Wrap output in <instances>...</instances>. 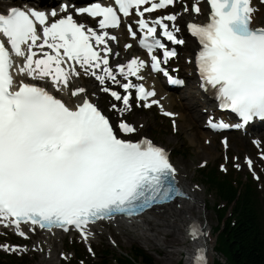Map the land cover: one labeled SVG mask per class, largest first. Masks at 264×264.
Instances as JSON below:
<instances>
[{"label": "snow or ice", "instance_id": "snow-or-ice-1", "mask_svg": "<svg viewBox=\"0 0 264 264\" xmlns=\"http://www.w3.org/2000/svg\"><path fill=\"white\" fill-rule=\"evenodd\" d=\"M176 3L94 0L87 6H74L73 0H63L58 9L50 11L13 6L0 13V34L6 38L0 39V225L14 227L25 239L28 232L22 224L31 232L37 226L64 231L74 228L87 241L91 222L115 213L131 216L169 199L176 191V170L165 150L148 138H125L137 129L124 118L132 108L133 95L143 107L159 104L150 99L156 95L154 88L131 79L143 81L142 69L150 66L169 83H183L163 66L177 51L160 38L185 44L177 35L181 13L150 15ZM207 4V21L186 25L200 45L195 63L201 87L215 89L219 106L230 109L240 121L229 125L209 120V124L214 129L241 128L255 118L264 119V26H253L257 8L252 0H207ZM182 11L199 14V0L185 3ZM85 15L95 24L75 18ZM122 20L133 39L140 33L139 45L146 49L150 61L132 56L126 63L110 64V55L119 53L110 46L118 37L109 29H118ZM158 49L162 55L156 54ZM14 67L22 77L49 80L57 92L69 89L74 77H94L100 91L119 103L109 102L102 108L84 87H75L70 89L72 97L84 95L69 106L38 83L16 81L11 72ZM109 81L123 91L109 87ZM108 111L116 119L110 118ZM223 142L227 147L226 138ZM260 155L264 158V152ZM246 163L254 172L251 158H246ZM221 169L227 170L223 164ZM254 178L259 179L255 172ZM199 232L193 224L191 235L196 237ZM0 248L28 250L25 245L8 243ZM88 251H93L90 246ZM205 261V253L199 250L196 264Z\"/></svg>", "mask_w": 264, "mask_h": 264}, {"label": "bare ground", "instance_id": "bare-ground-1", "mask_svg": "<svg viewBox=\"0 0 264 264\" xmlns=\"http://www.w3.org/2000/svg\"><path fill=\"white\" fill-rule=\"evenodd\" d=\"M2 7V6H0ZM257 15L254 21V24L260 25L261 18L262 16L264 18V13L262 9H259L258 12L255 14ZM186 19V16L183 14H180V20ZM125 39L126 36L125 34L121 33L119 35V41L120 45L123 46V49L125 50ZM120 51V54H127L128 51L121 50L119 47L115 48V51L118 52ZM130 54L131 51H130ZM129 54V55H130ZM186 70L188 66H185ZM79 79L82 81L84 88L86 89V92L88 95H90L89 92V87L86 86L85 82H89L86 80L85 75H81ZM159 83V82H158ZM164 94V93H163ZM82 96L84 94H81ZM158 96H160V92H158ZM187 94L183 93L184 99L188 100L186 104L187 109H192V113L195 115V112L193 111L194 109V103L192 99H189V96L186 97ZM174 99L169 95L166 94L164 97H162L161 104L165 109L168 107L171 109V107L174 104ZM71 102H73L71 100ZM203 106V104H200ZM191 113V112H190ZM178 117H185L184 115H179ZM200 118L199 116L195 115V119L197 120ZM137 125V123H136ZM200 133H205V131H202L201 129L199 130ZM194 142L198 143V138L197 136L193 137ZM242 144L244 143L243 140H239ZM237 143H233V146L237 147ZM212 145L215 146L214 141L211 143ZM200 152H206V149L202 146H200ZM207 154V153H205ZM183 175V174H182ZM184 186L188 188L190 191V199L187 201H180L182 202V207L179 209L177 208L176 204L166 206L163 208H158L153 211L148 212V214L143 217V222L142 223H132L131 225L126 224L124 227L129 231L132 232L136 235H133V237H137L140 239L143 243L147 244V247H153L155 248L156 246L158 249L164 253L165 256L172 258L175 254L180 253L182 249H184V238L191 239L189 243V249L187 250V257H186V262H189V256L193 254L196 249L199 247H207L208 253L211 250V246L208 244L206 232L208 227H205L202 229L201 232L196 237H193L191 233L188 231L191 230V227H187L188 222L190 219H192L194 214L197 212L200 213V211L203 208V201L201 195L196 193L194 189L190 188L189 183L187 182H182ZM151 216V218L149 217ZM197 217V216H196ZM122 224V222H121ZM166 249V250H165Z\"/></svg>", "mask_w": 264, "mask_h": 264}, {"label": "trees", "instance_id": "trees-1", "mask_svg": "<svg viewBox=\"0 0 264 264\" xmlns=\"http://www.w3.org/2000/svg\"><path fill=\"white\" fill-rule=\"evenodd\" d=\"M208 187L231 206L232 219H225L223 226L216 227L218 248L226 264H264V220L256 211L253 190L249 187L237 190L228 179L219 178L211 171L205 174ZM140 256L146 264H154L143 251ZM127 264L130 262L124 260ZM182 264V263H178ZM213 264H221L214 262Z\"/></svg>", "mask_w": 264, "mask_h": 264}, {"label": "rangeland", "instance_id": "rangeland-1", "mask_svg": "<svg viewBox=\"0 0 264 264\" xmlns=\"http://www.w3.org/2000/svg\"><path fill=\"white\" fill-rule=\"evenodd\" d=\"M178 107V106H177ZM145 118L148 119V122L146 124V127L152 128L153 126L157 127V120H152L153 115L151 113H148L145 115ZM145 128V130L147 129ZM199 132V127L198 125L194 122L191 121L190 118L187 120L186 123H184L183 127L181 128L180 133L177 136H172L169 133L167 134L163 129H159L155 132H153L152 136L157 139L158 141L162 142L163 145L169 146L170 148H174L173 152L175 155L176 160L180 164L181 168H184L186 170H191L194 171L195 173V179L201 180L200 173L198 170L195 171V167L201 160H206L208 161V167L212 165L213 159L217 156V153L215 150L213 151L214 147L209 148L210 146H206V152H200V146H201V139H202V134L198 133ZM196 137L198 138V143L197 142H190V137ZM238 138L236 137H230V144H232L233 141L237 140ZM194 140V139H193ZM215 145L217 146V139H215ZM186 148H189L187 150ZM218 149V147H217ZM179 151V152H178ZM179 153V154H177ZM207 153V154H205ZM195 168V169H194ZM264 183V181L262 180ZM206 189V188H205ZM211 192V191H210ZM212 193V192H211ZM213 195V194H212ZM194 218H199L201 220L206 221L207 225L211 228L215 227L217 224V218L214 215V213L209 210L208 208H203L200 213L197 212L194 214ZM197 216V217H196ZM204 217V219H203ZM214 241V236H211L209 239V245L211 247H215ZM185 245V244H184ZM118 246L124 250L125 252H131L132 248L134 246H140L136 242V240H133L131 238H122V242L118 244ZM144 250L145 247H143ZM109 250L114 254L116 251L114 249L109 248ZM166 250V249H165ZM185 251L181 250L180 253L175 254L172 258H169L165 256L164 253L158 249L156 246L153 248L152 246L147 248L146 252H148L151 257L153 258L154 262L156 264H176L178 261H182L183 264H187L186 262V256L182 254L181 252ZM215 256V259L219 260L222 264L224 263V259L217 255L214 250L212 251V256L209 258L208 264H211L213 257Z\"/></svg>", "mask_w": 264, "mask_h": 264}]
</instances>
